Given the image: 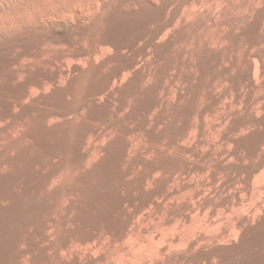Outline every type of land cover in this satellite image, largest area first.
I'll list each match as a JSON object with an SVG mask.
<instances>
[{"label": "bare ground", "instance_id": "bare-ground-1", "mask_svg": "<svg viewBox=\"0 0 264 264\" xmlns=\"http://www.w3.org/2000/svg\"><path fill=\"white\" fill-rule=\"evenodd\" d=\"M0 52V264H264V0H0Z\"/></svg>", "mask_w": 264, "mask_h": 264}, {"label": "rangeland", "instance_id": "rangeland-1", "mask_svg": "<svg viewBox=\"0 0 264 264\" xmlns=\"http://www.w3.org/2000/svg\"><path fill=\"white\" fill-rule=\"evenodd\" d=\"M144 11H145V13H144ZM141 12H142V11H141ZM146 12H147V13H146ZM152 12H153L152 9L149 10V8H148V9L146 8V9H144L143 12L140 13V14H139V13H135V14L133 13V15H132V14H128V15H127V14H124V13H123V14H124V17H123L121 20H119V22H118V24H117L119 32L121 31L120 33H122V34H124V33L127 34V33L131 32V31H135V30L140 29V27H141L143 21H144L145 19L147 20L148 17H150V15L152 14ZM136 14H137V15H136ZM142 14H143V15H142ZM145 14H146V16H145ZM125 15H127L128 17L125 16ZM129 15H130V16H129ZM140 16L143 17L144 19L141 18ZM126 18H127V19H126ZM130 18H131V19H130ZM140 18H141V20H140ZM132 19H133V20H132ZM142 19H143V20H142ZM123 20H125V21H123ZM127 20H128V21H127ZM126 21H127V22H126ZM129 21H130V22H129ZM139 21H140V22H139ZM122 22H123V23H122ZM132 23H133L134 25H133ZM137 23H138V24H137ZM119 24H120V25H119ZM136 24H137L138 26H137ZM139 24H140V25H139ZM124 25L126 26V28H125ZM135 25H136V26H135ZM127 27H128V28H127ZM129 27H130V28H129ZM133 27H134V28H133ZM131 28H133V30H131ZM135 28H136V29H135ZM125 29H126V30H125ZM134 29H135V30H134ZM128 31H129V32H128ZM1 54H2V55H1ZM4 54H5V55H4ZM9 56H10V55L7 54V53H5V52H0V61L5 60V59L8 58ZM4 57H5V58H4ZM145 58H146V57H143V59H145ZM141 59H142V58H141ZM143 59H142V60H143ZM183 73H184V72H183ZM1 80H2V79H0V85L3 84ZM0 90H2V86H0ZM1 96H2V95H0V104H4V105H5L6 98H5L4 96H2V97H1ZM228 99H229V98H228ZM228 99H227V100H228ZM4 105H1V106H0V110H2V109L5 108ZM11 108L13 109V107H11ZM14 111H15V110H14ZM120 112H121V113H124L125 111L123 112V110H122V111H120ZM66 116H67V117L70 116V117L67 118ZM74 116H75V114H72L71 112H70V114H69V112H68V113L65 115V118H67V119H70V118L74 119V118H73ZM4 119H5L6 121H4ZM4 119H1V120H0V129H1L0 132H1V131L3 132V131L5 130V126H6L8 123L12 122V121H9L10 118H8V117H6V118H4ZM8 119H9V120H8ZM58 119H59V116H57L56 118H54V120H58ZM60 119L62 120V118H60ZM63 119H64V118H63ZM7 121H8V122H7ZM3 122H4V123H3ZM5 122H6L7 124H6ZM18 122H19V121H18ZM1 127H2V128H1ZM17 127L20 129L21 126L18 125ZM100 128L103 129V128H105V126H102V127H100ZM10 131H11V130H10ZM10 131H9V133H8V131H7L6 133L4 132V134H7V137H8L6 140H4V141H6L7 143L10 142L9 140H12L13 138L16 137V136H9V135H12V134L15 132V131H11V133H10ZM12 132H13V133H12ZM14 134L16 135V133H14ZM12 137H13V138H12ZM10 138H12V139H10ZM7 140H8V141H7ZM4 141H2V140L0 141V148H1V149H0V153H2L1 150H3L2 148H4V146L6 145V143H5ZM91 141H92V140H91ZM2 142H3V143H2ZM1 143H2V144H1ZM1 146H2V147H1ZM10 152L12 153L13 150H12V151L10 150ZM15 153H16V152H15ZM143 211H145V209H143L142 212H143ZM75 242H76V241L73 242L74 246H73V244H72V247H71V244L69 245L68 248H69L70 250H71V248H73V247H74L73 249H76V248H75V247H76V245H75L76 243H75Z\"/></svg>", "mask_w": 264, "mask_h": 264}]
</instances>
